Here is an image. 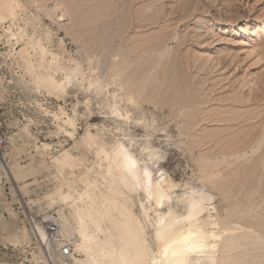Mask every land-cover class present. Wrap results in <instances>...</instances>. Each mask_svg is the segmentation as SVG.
I'll use <instances>...</instances> for the list:
<instances>
[{"label":"rangeland","instance_id":"rangeland-1","mask_svg":"<svg viewBox=\"0 0 264 264\" xmlns=\"http://www.w3.org/2000/svg\"><path fill=\"white\" fill-rule=\"evenodd\" d=\"M19 15L0 264H91L75 245L50 259L29 217L76 232L99 192L128 201L148 264L164 262L159 216L206 230L209 264H264V0H0V25Z\"/></svg>","mask_w":264,"mask_h":264},{"label":"bare ground","instance_id":"bare-ground-1","mask_svg":"<svg viewBox=\"0 0 264 264\" xmlns=\"http://www.w3.org/2000/svg\"><path fill=\"white\" fill-rule=\"evenodd\" d=\"M246 32H250L249 25L246 26ZM117 168L119 171V175L117 174L118 178L125 186L131 189L133 187L134 174V172L132 174L131 165L121 162L118 163ZM116 192H119V190H116ZM99 193L102 194L99 198L95 200L93 198L90 205H85L84 218L79 217L81 219L79 221L77 217L79 221L78 229H75L77 233L66 223V220H64L65 225L59 221L66 235L75 238V247L80 248L89 257L91 264H148V241L146 242L144 231L136 220L137 218L135 219L130 212L131 210L128 209V201L126 202L125 198L122 199L123 195L120 199L115 196L111 197V194H109L110 197H106L103 192ZM87 194L90 196L89 193ZM126 198L128 200V196ZM82 199L85 200V198ZM191 205L192 207H190L191 209L189 208L190 210L185 218L189 222L191 220L193 222V218L204 208L200 201L199 203L193 202ZM87 220L89 224L91 222L92 226L88 225ZM156 221V225L153 227L156 228L157 236L161 241L159 243L163 247V264L210 263L212 251L208 240L210 235L206 230L200 226H193L192 229L186 232L182 231V228H180V231L174 225L176 222L172 218L166 220L164 216H159ZM197 221L200 220L198 219ZM195 225L197 224L195 223ZM198 225L202 224L199 223ZM42 234L46 238L43 227ZM195 255L197 256L194 257Z\"/></svg>","mask_w":264,"mask_h":264},{"label":"built area","instance_id":"built-area-1","mask_svg":"<svg viewBox=\"0 0 264 264\" xmlns=\"http://www.w3.org/2000/svg\"><path fill=\"white\" fill-rule=\"evenodd\" d=\"M26 16L19 15L12 21L0 25V88L8 92L9 88L15 85L12 78L17 74L18 48L25 39ZM5 62V64H4ZM9 76V77H8ZM11 78V79H9ZM6 82V83H5ZM7 116L3 106L0 104V178L7 175L8 161L5 155L7 147ZM29 223L36 228L40 224L46 234V241H42L48 251L50 259L69 261L74 254L73 236H67L64 228L54 212H47L43 215L30 213Z\"/></svg>","mask_w":264,"mask_h":264}]
</instances>
